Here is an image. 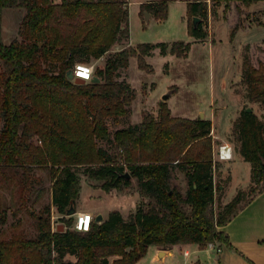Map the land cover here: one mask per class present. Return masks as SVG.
I'll list each match as a JSON object with an SVG mask.
<instances>
[{
  "label": "trees",
  "instance_id": "1",
  "mask_svg": "<svg viewBox=\"0 0 264 264\" xmlns=\"http://www.w3.org/2000/svg\"><path fill=\"white\" fill-rule=\"evenodd\" d=\"M211 1L228 7L231 1L255 0ZM186 6L190 35L203 39L206 0L188 1ZM14 7H23L25 14L19 38L5 43L3 10ZM144 11L164 19L168 3L143 2L140 14ZM193 17L200 20L194 24ZM128 21L123 0H0V187L15 179L20 204L25 205L33 167H49L52 205L64 215L78 198L81 169L105 192L130 185L123 175L128 172L147 198L127 218L113 209L102 221L93 220L87 231L72 229L73 219L61 216L62 223L52 232L48 206L35 216L33 237L17 233L0 238V264H137L149 245L195 243L205 248L218 243L233 248L220 227L264 190V121L245 107L232 133L241 157L251 164L256 187L249 198L237 191L217 212L213 210L210 120L173 117L166 102L160 101L156 117L145 112L140 122L109 130L108 118L120 123L131 116L135 92L123 77L129 58L136 56L141 68L151 70L144 57L155 48L165 54L167 43H141L113 51L103 68L94 71L98 81L76 83L67 78L66 71L76 62L98 59L115 43L128 40ZM188 47L173 42L171 53L184 55ZM241 82L250 101L264 103L261 62L255 66L245 56ZM97 140L110 144L111 151L98 146ZM175 171L186 180L184 193L172 183ZM5 217L6 209L0 204V224ZM67 254L75 260L66 259Z\"/></svg>",
  "mask_w": 264,
  "mask_h": 264
},
{
  "label": "rangeland",
  "instance_id": "2",
  "mask_svg": "<svg viewBox=\"0 0 264 264\" xmlns=\"http://www.w3.org/2000/svg\"><path fill=\"white\" fill-rule=\"evenodd\" d=\"M123 1L128 6L129 39L132 45L129 40L115 43L103 56L91 59L86 63L93 65L94 71L97 68H103L106 57L110 53L128 45L165 42L167 48L165 55L160 54L159 48H155L144 57L151 70L141 68L136 56L129 58L127 79L135 92L131 103V116L128 120H122L120 123H114L112 118H108L109 130L114 132L116 129L137 123L141 121L142 114L145 112L156 117L159 103L163 101L161 97L166 92H170L167 101H164L168 108H172L175 114L183 116L192 115L200 118L201 112H205L209 117L210 101H215L212 113L215 115L217 132L226 133V139L231 143L233 153L230 160L213 161L215 163L213 210L214 212L221 210L239 190L249 198L256 187L250 177L251 164L239 155V141L233 135L232 129L241 110L247 106H250L252 111L264 121V103L250 101L246 96V85L240 79L245 56L253 65L258 66L261 62L264 67V0H255L253 4L255 10L240 1H231L228 7H225L223 3L216 5L211 0H206L208 14L203 20V28L206 32L203 39L194 38L188 31L186 5L188 1L192 0H166L168 11L167 17L164 19H157L151 13L146 19L145 12L148 11L140 14L142 0ZM24 14L23 7L3 10L1 31L5 43L19 38L18 30ZM227 21L231 23V27ZM240 28L250 29L236 32ZM177 41L189 44L184 55L169 53L172 50V43ZM203 41L206 42L205 45H203ZM169 45L170 51L168 52ZM231 86H235L234 90L243 100L237 113L236 105L239 99L232 92ZM155 108L156 112L150 111ZM35 141L37 144H41L39 139L36 138ZM97 144L111 151L110 144L106 141L97 140ZM215 148L216 145L213 142L212 152ZM32 174V187L26 193L27 203L25 205L20 204L19 197L21 195L15 179L1 185L0 204L6 209V221L0 224V238H7L17 233L24 237H33L37 233L35 216L41 212L44 213V209L48 206L52 232L56 230L57 225L62 223L61 216L64 219L69 217L73 219V215L59 214L52 205V181L49 167H33ZM78 175L80 190L75 201L76 210L100 211L107 216L109 211L117 209L124 218H127L139 204L147 201V198L138 192L136 179L133 177L130 178V185L121 191L112 189L105 192L99 187L100 182L88 178L82 169ZM172 183L182 193L187 188L183 174L178 171L174 172ZM217 185L221 187L217 188ZM259 186L257 185V187ZM93 216L95 217L96 214ZM170 247L161 248L168 249ZM183 249L174 247L173 256L167 258L166 264H190L191 261L196 260L203 264H216V251L206 249L193 251L186 258ZM227 249L232 250L233 255L227 263L223 264H243L242 261L247 264H255L252 259L244 256L238 249L221 246V250ZM154 251L155 246L149 245L146 254L137 264H165L164 260L153 258ZM219 251H217L218 254H220ZM65 258L75 260V256L72 254H67Z\"/></svg>",
  "mask_w": 264,
  "mask_h": 264
},
{
  "label": "crops",
  "instance_id": "3",
  "mask_svg": "<svg viewBox=\"0 0 264 264\" xmlns=\"http://www.w3.org/2000/svg\"><path fill=\"white\" fill-rule=\"evenodd\" d=\"M146 1L147 0H142L140 2V4L143 2H146ZM148 1H152V0H148ZM254 2H251V3L246 4V5H248V7L253 10L255 8V7H253ZM229 24L231 27V23H229ZM249 29L250 28H248V29L240 28L236 32H238V31L243 32V31H247ZM128 40L130 43V39H128ZM199 41H201V40H199ZM205 44H206V42L203 41V45H205ZM130 45H132V44L130 43ZM169 53H171V52H169ZM123 77L128 81V79H127V68L124 69ZM234 88H235V86H231L232 92L239 99V102L236 105V113H237L238 109L240 108L241 104L243 103V100L241 99L239 93H237V91L234 90ZM214 107H215V101L211 100L210 101V110H211L210 116L208 117L205 112H201V114H203V118L211 121L210 136L212 137V140H213L214 144L216 145V147L219 144H223V143H228L229 145H231V143L226 139V135H225L226 133L220 134L217 132V127L215 124V115H214V113H212V110H214ZM169 109H170V114L173 117H181V118H187V119L198 118L197 116L195 117L192 115L183 116V115L175 114L173 112L172 108L169 107ZM150 111L156 112V108L153 110H150ZM230 120H231V118H230ZM235 157L236 156L234 155V158ZM77 211H86V212H90L91 214H96V215L101 214L102 219H104V217H106L100 211L93 212L91 210H80V209H78ZM220 229H222L223 231L226 232V234L228 235L230 243L233 245V248L238 249L244 256L252 259L255 264H264V190L262 192L256 194L247 204H245L241 209H239L237 211V213L232 217V219L228 223H226L224 226L220 227ZM154 246H155V251H154L155 255L153 256V258L157 259L156 258L157 252L161 247L156 246V245H154ZM221 246L222 245H219L218 243L209 244L205 248H200L198 246V244H195V243L172 245L170 248H168V252L164 256V261L166 264L167 258L173 256L174 247H178L180 249L184 248L183 254H184V251L188 252V254H184V256L186 258L189 257L191 252H193V251H200L202 249H206L209 251H216V253H217L215 256V260H217L216 264L227 263L228 259L231 258V256L233 255L232 250L227 249V250L223 251V250H221ZM192 247H194V248H192ZM217 251H219L220 254H218ZM185 261H186V259H185ZM196 261H199V260H196ZM196 261H191L190 264H194V262H196ZM199 262H201V261H199ZM242 263L247 264L246 262H243V261H242Z\"/></svg>",
  "mask_w": 264,
  "mask_h": 264
},
{
  "label": "built area",
  "instance_id": "4",
  "mask_svg": "<svg viewBox=\"0 0 264 264\" xmlns=\"http://www.w3.org/2000/svg\"><path fill=\"white\" fill-rule=\"evenodd\" d=\"M72 70L74 78H82L85 82L90 81L94 75L93 65L83 62H76L72 67ZM232 153L233 148L231 145L228 143L219 144L213 151V161L230 160L232 158ZM94 218L95 217L90 212L76 211V213L73 215V222L70 227L77 231H87L89 230L90 224ZM184 254H188V252L184 251Z\"/></svg>",
  "mask_w": 264,
  "mask_h": 264
},
{
  "label": "water",
  "instance_id": "5",
  "mask_svg": "<svg viewBox=\"0 0 264 264\" xmlns=\"http://www.w3.org/2000/svg\"><path fill=\"white\" fill-rule=\"evenodd\" d=\"M149 15H150V13L145 12L146 19L148 18ZM199 20H200L199 17H193V23H194V24H195L196 22H198ZM168 51H170V45H169V49H168ZM66 76H67V78H69L70 80H74L76 83H83V82H84V80H83L82 78H79V77H75V78H74L72 68H70V69H68V70L66 71ZM98 80H99V78H98L97 76L93 75L91 81H98ZM169 93H170V92H166L165 94H163L162 97H161V99H162L163 101H166L167 98H168V96H169ZM245 110H246L247 112H251V111H252V108H251L250 106H247V107L245 108ZM200 118H203V114H201ZM123 175H124V177H126L127 179H130V178H131V176H130V174H129L128 172H124ZM76 211H77V210H76V206H75V204H74V205L70 206V208H68V210L66 211V214H65V215H67V216H72V215H74V214L76 213ZM94 220H96V221H98V222L101 221V220H102V215H101V214H97V215L95 216ZM167 252H168V249H167V248H160V249L158 250V252H157V257H156V258H157L158 260H160V261H163V260H164V256L167 254Z\"/></svg>",
  "mask_w": 264,
  "mask_h": 264
}]
</instances>
